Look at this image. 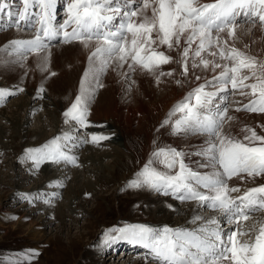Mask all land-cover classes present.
Here are the masks:
<instances>
[{"label": "snow or ice", "instance_id": "obj_1", "mask_svg": "<svg viewBox=\"0 0 264 264\" xmlns=\"http://www.w3.org/2000/svg\"><path fill=\"white\" fill-rule=\"evenodd\" d=\"M21 3L22 9L13 11L12 0H0V19L7 18L9 26L16 29L23 25L27 30L31 26L35 33L30 39H15L4 46L18 62L34 55L38 67L48 71L49 41L60 37L66 43L78 41L85 47L95 41L80 94L63 114L65 123L75 122L79 128L89 126V104L95 94L92 85L103 86L99 76L113 63L118 69L127 64L128 72L137 67L156 71L173 60L158 50L166 45L168 49H180L182 75L188 74L190 59L192 69L220 70L178 102L162 124L172 123L173 134L177 135L205 134L208 139L195 154L204 158L201 166L212 171L194 170L185 163L183 150L160 147L128 186L146 187L218 211L227 230L220 227L216 217L205 219L197 214L193 222L203 223L196 229L145 224L114 227L106 231L105 245L110 247L121 241L139 245L148 250L156 264H264V222H258V228L255 224L245 230L239 227L240 221L249 220L251 213L264 211V184L247 188L237 196L232 193H239L240 187L229 185L234 177L244 180L264 176V135H257L253 128L244 129L243 139L223 132L227 102L233 92L251 97L243 105L245 110L264 113V60L230 43L240 24L251 23L255 27L258 23L264 28V0H66L67 20L61 24L55 23L58 0ZM195 79L201 77L197 75ZM249 80L253 82L246 83ZM39 91L43 92V87ZM15 94L0 89V101ZM177 113L179 117L171 121ZM75 139L70 133H61L40 147L26 149L23 159L32 161L37 169L44 163L78 166V158L72 154L77 146ZM104 139L107 137L92 135L90 142ZM154 161L162 164L164 170L154 167ZM24 198L29 202L33 199L29 195ZM228 225L235 227L227 228ZM238 232L239 237L256 234L241 240Z\"/></svg>", "mask_w": 264, "mask_h": 264}, {"label": "rangeland", "instance_id": "obj_2", "mask_svg": "<svg viewBox=\"0 0 264 264\" xmlns=\"http://www.w3.org/2000/svg\"><path fill=\"white\" fill-rule=\"evenodd\" d=\"M59 8L64 7L60 5ZM28 30L30 29L27 28ZM4 35L7 36L6 43L9 40H14L12 34L0 33L1 37ZM60 43L63 44V42ZM5 45H7L5 42L0 45V66L13 68L10 65L11 60L4 57L9 54L6 52ZM56 54L57 56H55ZM64 55L62 51L51 53L48 60V74L54 72L55 75H51L52 78L61 77L64 83H69V90L64 97L61 94L60 96H53L47 84L40 86L43 87V92L37 91L36 96L32 97L27 92L33 91L36 86L30 88L25 81L11 84L2 78L0 80L1 86H11L12 90V87L23 89L22 92L12 91L16 94L6 97L3 103L0 101V195L2 197L6 196L8 198L7 203H9V206L4 210L5 212L0 214V264H128L127 260L129 258L132 261H143L145 264H156V261L140 258L142 251L140 249L135 250L132 244L128 242L121 241L122 244L117 249L115 248L118 245H112L111 247L105 245V233L114 227H123L129 224L156 226V214L151 212L150 198L160 194L153 190V192H147L148 188L146 187H129L130 181H126L128 178L126 175L132 177L135 174V178L136 174L144 167V165L141 166V163L145 161L144 152L148 143L147 134L145 133L140 138L129 137L127 150L124 147L122 138L115 137L114 134H104L103 129L110 130L111 128L93 123L95 118L90 117L91 115L87 117L88 124L90 123L87 128L90 131L92 130V133L86 127L79 128V125L75 122L65 123L63 114L80 94L82 76L88 68L89 62L80 59L83 61L77 60L72 63ZM8 57H12V55ZM35 70L38 71L37 64ZM28 75V73L25 74V79ZM62 78H65V80ZM99 78H103V75H100ZM92 87L95 88L94 96L96 97L92 98L91 103L93 102V105H95L101 93H99V87H96L95 84ZM0 89L8 90L3 87H0ZM55 102H60L59 108L55 106ZM91 103L89 104V110L93 107ZM18 108H22V112H18ZM52 116L54 120L57 118L61 122L58 123L56 119L57 124L53 123ZM15 124H19L20 127L16 128ZM44 129L46 132L44 131L43 135L40 134ZM64 129L67 130L66 133L77 137L73 141L77 146L72 149V153L78 160L85 158V155L87 157L93 154L88 142L81 143L82 140L89 141L91 134L102 129L97 135H105L112 140L108 143H105L108 138L101 140L99 146L102 148L97 149V151L106 154V156L103 157L101 162L97 163L98 165L90 163L88 160V162H78L79 166H73L69 169L57 164L51 166L50 168H52L56 180L60 183V186L54 187L46 184L47 180L41 172V166L37 169L32 161L25 160L23 157L26 149L42 146L45 144L44 141L60 135ZM76 129H79V131H76ZM161 140L162 136L160 135L151 150L152 152L155 151L156 145ZM102 141L104 142L102 143ZM133 153L139 157L140 163H137ZM117 156L119 157L118 160H116ZM75 176L84 177V180L87 179L94 190H83L81 193H74L75 183L72 179ZM39 182L42 184H39ZM38 185L43 186L42 191L38 190ZM122 187H126V189ZM143 193L145 194L144 197ZM13 195L15 199L10 200ZM25 195L32 197V201L29 202L28 199H25ZM163 195L160 197H164ZM168 199L179 207L191 202L178 201L174 198ZM58 208L62 209L65 214L64 217L57 216ZM201 211L203 215H206L213 210L201 208ZM25 214L28 216L24 217ZM258 219L254 221V224L255 222H264V215ZM42 220L48 222L50 227L34 228V224L36 222L40 223ZM255 226L258 228L259 224L257 223ZM173 227L177 228V226ZM43 234L53 238L52 243L46 241ZM98 245H102L106 249L100 251L96 248ZM33 253H39V255H33Z\"/></svg>", "mask_w": 264, "mask_h": 264}, {"label": "bare ground", "instance_id": "obj_3", "mask_svg": "<svg viewBox=\"0 0 264 264\" xmlns=\"http://www.w3.org/2000/svg\"><path fill=\"white\" fill-rule=\"evenodd\" d=\"M207 1L213 2V0H202V2H207ZM65 3H66V0H58V5H57L56 13H55V23L56 24H61L65 20H67V12L65 10ZM12 4H13V11H19L22 9L21 0H12ZM61 4H62V7L64 8L58 9V6ZM148 14L149 15L151 14L150 10ZM10 23L11 22L7 18L0 19V33L12 34V37L14 38V40L15 39H30L35 34L31 30H28V31L25 30L23 25L21 26L20 29H16L15 27L9 26ZM7 29L9 30L6 31ZM68 30L71 31V28H69ZM6 40H7L6 35L2 37L0 36V45L3 42H5V44H8L9 42L6 43ZM9 41H12V40H9ZM60 42H63V44L57 43V45L50 46L49 52L58 53L62 51L67 56L66 58L69 60V62H72V63L76 62L77 60L83 61L80 59H84L86 60V62H89L88 57L91 51L95 47V41L90 42L88 47H85L83 44H81L78 41L66 43L63 41L62 38L60 39ZM230 43L233 44L239 50L245 52L246 54L252 55L256 57L258 60H264V28H261L258 23L255 25V27H253L251 23L240 24L236 30V37L230 40ZM183 44L184 42L183 40H181V47H183ZM194 47L195 45H193V48ZM158 50L163 51L166 55L171 56L173 60L170 63L160 65L159 69L153 72L141 70L139 67H137L134 72H128L127 64H125L122 69H118L116 68L115 63H113L102 74L103 78H99V83L103 85L102 87H99V93L101 94L100 96H98L99 100L97 104L95 102H94L95 105H93V102L91 103L93 107L90 108L89 115H91L90 117L95 118L94 119L95 122L93 123L111 128L110 130L103 129L102 132L104 134H114L115 137L122 138L124 140V147L127 150H128L127 140L129 137L140 138L142 135L146 133L148 143H147V146L144 152L145 161L141 163V166L143 165L145 166V164L150 159H153V152L151 150L153 149V147L157 143V140L159 139V136L161 135L162 140L159 144H157L158 146L156 145L157 148L155 147L156 148V149L154 148L155 150H157L160 147H171V148H176L177 150H183L186 153V156H185L186 164H189L194 170L199 171V172H211L212 171L211 168H205L201 166L205 163L204 158L195 154L199 149L204 147V142L208 139V137L205 134L190 133L187 135H182V134L177 135V134H173L172 123L165 124L163 126L162 124L166 119L169 118V113L178 104V102L182 101L186 97V95L190 91H192L194 88H196L197 86L201 84H204L205 80H210L212 76L216 75L220 70L217 69L216 72H213L210 68L204 69L203 67L192 69L191 59H190L189 60V71H188V74L185 76V75H182L183 69H182L181 64L179 63L180 49H177V48L168 49L166 45H162L158 48ZM6 52L9 54L4 57L8 58V60H11L12 63H10V65L13 68H5V67L0 66V80L2 78L3 80L11 84L12 83L16 84V83L25 81L26 85L29 86L30 88H33L34 86H36V88L34 90L32 89L33 91L31 92L29 91L27 92L26 90L28 95L32 97L36 96V92L39 91V89L41 88L40 86L44 84L48 85V88L50 89L49 91L51 92L53 96H60L61 94L62 97H64L67 94V91L69 90L68 88L69 83L68 82L64 83L61 80V77L52 78L50 73L48 74L49 67H48V71H42L41 68L38 67V60L36 56L29 55L25 61L18 62L14 54H11L8 50H6ZM9 55H12V57H8ZM202 55L206 56L207 54L203 53ZM55 56H57V54ZM53 58L56 59V57H53ZM64 60L62 61L64 62ZM36 64L38 67V71L35 70ZM161 72L164 73V75H159V73ZM169 72H171V75H168ZM26 73H28L29 75L25 79ZM125 73H127V76L125 75ZM158 75H159V80H157ZM197 75L200 76L201 79L196 80L195 76ZM63 80H65V78ZM177 81H179V83H177ZM252 82L253 81L251 80L246 81V83H252ZM0 87L7 88L8 89L7 91H11V92L12 91L16 92V90L18 89V88L12 87L13 88L12 90L10 88L11 86H8V85H4V86L0 85ZM250 99H251L250 96L240 95L239 91L233 92L231 97H229V100L227 103L230 105L232 104V107H231V110H229L228 108L227 117H225V123L223 126V132L225 134L231 135L238 139H243L245 135L244 129L253 128L256 130L257 135H264V113L237 110V109H240L242 105L247 104ZM1 102L3 103V100ZM63 102L65 101L63 100ZM59 103L60 102H55V106L58 108H59ZM64 108H65V105H64ZM21 109L22 108H18V112H20ZM179 115L180 114L177 113L175 116H172L171 121H174L175 119H177ZM53 116L51 117V119L53 120V123H56L57 118H55L54 120ZM58 117H61V116H58ZM228 117H231V119H228ZM60 122L61 121H58V123ZM15 127L17 128L20 126L19 124L17 125L15 124ZM86 129L89 130V128L87 127ZM44 131L45 129L43 130V132H40V134L43 135ZM100 131H98L97 133L91 134V136L97 135ZM66 132L67 130L64 129L62 133H66ZM107 132H110V133H107ZM35 135H38V134H35ZM89 137H90V134H89ZM89 139L91 140V138ZM50 140L51 139L46 140V141L43 140V141L44 143H47ZM103 142L104 141H102V143ZM100 143H101V140L98 143H91L89 141V147L91 148V151L93 154L87 157L85 155V158H81L80 160H78V162L79 163L82 161L88 162V160L90 161V163H95V164L101 162L103 160V157L106 156V154L104 155L103 153L97 151V149L100 150L102 148L101 146H99ZM133 154L135 156V159L137 160V163H140L141 160L139 159V157L135 153ZM118 159L119 157L117 156L116 160ZM79 163H78V166H79ZM53 165L55 164H51V163L42 164L41 172L44 174L47 180V183H46L47 185L58 187L60 186V183H57L59 181L56 180L55 175L53 174L54 172L52 168H50ZM57 165L67 167L68 169L73 167V165H65V164H57ZM153 166L161 170H164L163 165H160L159 163L155 161H154ZM74 175H78V174H74ZM134 175L135 174H133L132 177H129V175H126L128 178L127 177H126L127 179L125 177L124 178L126 179V181L127 180L131 181L136 178V177L134 178ZM72 180L75 183L74 193H77V192L81 193V191L83 190L85 191L94 190L91 184L87 181V179L84 180V177L80 178V176H75ZM39 184H42V183L39 182ZM261 184H264V176L256 177L254 179L245 178L244 180H241L238 177H234L232 180L229 181L230 186L240 187V192L232 193L233 196L241 195L245 189L256 187ZM122 188L126 189V187H122ZM42 189H43V186L38 185V190L42 191ZM147 192H153V191L151 189H148ZM158 193L160 195L156 194L157 196L150 198L151 212L156 214V219H155L156 226H153V227L162 228L164 226L169 225L168 227L171 226L170 228H175L173 226H177V228L180 227V228H187V229H196L200 227V225L203 223V220L196 221L195 223L193 222L194 215L198 214L204 217L205 219L210 218V217H216L217 220L220 222V227L225 229L224 221L221 218V215L218 211L213 210L212 212L206 215H203L201 208H206V207H199L195 201H191L190 203H186L185 206L179 207L177 204L171 202L168 199V198L177 199L173 195H163L160 192ZM162 195L164 197H160ZM144 196L145 194L143 195V197ZM11 199H15V196L14 195L11 196L10 200ZM177 200L181 201L179 199ZM7 202H8V198L6 196L2 197L0 195V214L4 213L5 212L4 210L6 209V207L9 206V203ZM183 202H187V201H183ZM207 209H210V208H207ZM84 212L86 211L84 210ZM57 214H58L57 216L59 217L65 216L61 208H58ZM263 215H264V211L253 212V214L250 216L247 222L240 221V225H239L240 229L245 230V229L251 228V226L254 225V221L257 220L258 218H261V216ZM27 216L28 215L26 214L24 215V217H27ZM250 223L253 225H248ZM257 223L255 222V224ZM34 225H35L34 228L36 229L50 227L49 223L44 220L40 221V223L36 222ZM233 227L235 226L234 225L227 226V228H233ZM255 234H256L255 232H250L249 235L247 236L239 237V232H238V238H240L241 240H248L249 238H254ZM43 238L49 243L50 242L52 243L53 241V238L47 237L45 236V234H43ZM121 244L122 243L119 242L113 245L114 246L118 245L115 248L117 249L119 246H121ZM96 248L99 249L100 251L106 249V247L104 249L102 245H98ZM140 256H141L140 258H143V259L145 258V260L155 262L154 258L151 257L149 253H145L144 251H142ZM127 263L128 264H145L143 261H132L130 260V258L127 260Z\"/></svg>", "mask_w": 264, "mask_h": 264}]
</instances>
